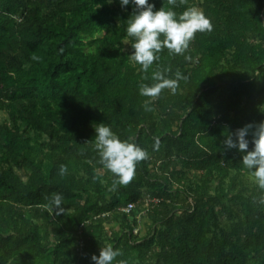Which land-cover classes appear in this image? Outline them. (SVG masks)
Listing matches in <instances>:
<instances>
[{"label": "trees", "instance_id": "16d2710c", "mask_svg": "<svg viewBox=\"0 0 264 264\" xmlns=\"http://www.w3.org/2000/svg\"><path fill=\"white\" fill-rule=\"evenodd\" d=\"M150 2L197 6L214 27L145 73L126 30L133 3L0 0V264H96L107 240L112 264H264V188L223 143L264 120V0ZM177 70L188 78L175 92L141 95L153 72ZM99 122L147 152L128 184L100 162ZM148 196L159 201L146 210Z\"/></svg>", "mask_w": 264, "mask_h": 264}, {"label": "clouds", "instance_id": "9594fccd", "mask_svg": "<svg viewBox=\"0 0 264 264\" xmlns=\"http://www.w3.org/2000/svg\"><path fill=\"white\" fill-rule=\"evenodd\" d=\"M108 2L111 3L112 0ZM119 2L122 7L134 4V14L129 19L126 30L134 37L132 57L145 73L155 61H159L163 48L166 47L172 53L183 54L198 31H211L214 27L211 18L197 6H190L178 14L172 8H155L150 0ZM185 58L190 59L189 56ZM187 78V75L179 70L175 72V78L166 77L162 71H155L152 73L154 82H141L139 91L141 95L155 98L165 88L175 92L179 80ZM145 107L148 108L149 105L146 103ZM94 128L95 147L99 151L100 162L116 175L120 184H128L135 176L137 162L147 156L146 150L131 140L121 139L111 126L105 123H95ZM250 131L254 141L252 149H249ZM223 143L228 148H237L243 153V164L253 171L257 184L264 188V120L250 121L235 132H229ZM60 172H66V165H61ZM49 210L57 214L64 212L62 194L53 195ZM120 254V249L108 245L101 248L99 255L94 253L91 258L96 264H112ZM119 264L124 262L120 261Z\"/></svg>", "mask_w": 264, "mask_h": 264}, {"label": "rangeland", "instance_id": "374dc122", "mask_svg": "<svg viewBox=\"0 0 264 264\" xmlns=\"http://www.w3.org/2000/svg\"><path fill=\"white\" fill-rule=\"evenodd\" d=\"M263 18H264V10H263ZM126 43L128 44V41H126ZM6 116H7V113L5 112V111H3V110H0V122H3L4 121V119L6 118ZM17 171L20 173V175H22L23 177H26V175H25V172H24V170L22 169V168H20V167H17ZM250 179L252 180V181H256V178H255V176H254V173H251L250 174ZM146 220H148V221H146ZM145 221V222H144ZM141 228L143 229L144 228V232H142V233H145L150 227H151V225H152V222H151V220L148 218V216L147 215H145L144 216V218H143V220H142V222H141ZM116 226V225H115ZM118 226V225H117ZM116 226V227H117ZM105 244L106 245H111V242L110 241H105Z\"/></svg>", "mask_w": 264, "mask_h": 264}, {"label": "built area", "instance_id": "2783aa9c", "mask_svg": "<svg viewBox=\"0 0 264 264\" xmlns=\"http://www.w3.org/2000/svg\"><path fill=\"white\" fill-rule=\"evenodd\" d=\"M158 201H159V198H156V197L151 198L150 196H148L144 200V208H146V210H148L151 203L158 202ZM135 206H136L135 202H130L126 206L122 207L121 210L125 211L127 213H130L135 208ZM143 212H145V211H143Z\"/></svg>", "mask_w": 264, "mask_h": 264}, {"label": "crops", "instance_id": "0c3cea01", "mask_svg": "<svg viewBox=\"0 0 264 264\" xmlns=\"http://www.w3.org/2000/svg\"><path fill=\"white\" fill-rule=\"evenodd\" d=\"M146 221H148V220H146ZM145 222V221H144ZM118 227V226H117ZM142 232H144V228L142 229Z\"/></svg>", "mask_w": 264, "mask_h": 264}]
</instances>
